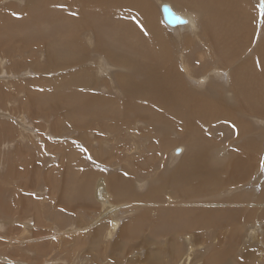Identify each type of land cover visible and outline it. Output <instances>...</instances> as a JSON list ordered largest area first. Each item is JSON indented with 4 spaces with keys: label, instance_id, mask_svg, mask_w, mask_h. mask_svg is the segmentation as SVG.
<instances>
[{
    "label": "rangeland",
    "instance_id": "obj_1",
    "mask_svg": "<svg viewBox=\"0 0 264 264\" xmlns=\"http://www.w3.org/2000/svg\"><path fill=\"white\" fill-rule=\"evenodd\" d=\"M64 1L56 0L53 8H50V4H48L51 11L48 10L47 14L52 21L48 26L45 23L46 20L38 16L39 10L35 9L33 0H28L30 6L25 10L23 9L25 2H19L18 6L11 5L7 0L0 3V13H6L8 19L6 22L8 28L3 27L6 24L0 26V31H3L0 32V38L4 39L3 43L0 41V72L2 73H0V118L8 122L4 123L5 127L1 126L3 129H0V138L17 136V134L21 135L22 133H31L30 137L32 138L24 140V143L20 144L18 155L14 154L9 146L4 149L2 154V162L5 159L6 162L3 166L0 164V221H7L8 225L5 224V228H0V232L2 231V234L9 237V231H18V234H20L23 229H28V234L23 232V238L29 235L31 240L34 234L33 229L35 234L38 231H44L43 234L48 233L45 235L38 233L39 235L35 238L36 242L33 239V243L30 242L31 244L28 242L31 240H27V238L10 246L0 241L2 245H0V254L5 256L4 259L0 260V264H264V167H261V161L264 160V122L257 116L252 118V116L245 115V118H247L243 119L238 114L222 113L219 119L214 118L217 109L216 104H214L215 91L211 89H218L223 86L226 89L228 82H230L229 73H227L229 71L222 69L216 63L221 58V53L213 52L210 47L211 58L208 57V60L196 66L197 62H194L195 51L188 52V57L193 63H196L188 74L192 76V72L197 71V77L200 79L192 81L188 76L189 79L185 80L187 85L180 88L184 91L194 89L203 90V92L211 91L208 98L211 116L204 117L203 121L192 118L195 122L194 120L189 121L188 118L175 117L171 110L179 111V114H181L178 97L174 95L172 99L164 98L161 87L155 89L157 93L151 97L156 101L172 102V104L166 107H161L160 104H152L149 110L151 114H147L143 108L146 103L142 102L141 98L134 96L126 99L122 96L127 87V85H123L125 83L117 86L121 91L116 86L112 87L110 81H116V73L119 70L117 68L111 69L110 65L102 61L101 52L96 51L98 54L97 61H94L97 54L90 52L87 56L88 59L82 61L84 69L91 77L90 79L93 77L92 80L95 81L92 84L93 86L86 84L75 88L74 83H67L68 80L72 81L79 78L78 74L77 76L74 74L79 66H65L64 68L65 61L62 59L64 54L58 51L52 41V39H56L53 32L55 28L59 27L64 31L61 28L64 24L63 20L54 21L52 18L54 17L57 20L61 18L67 9V2ZM144 1L149 4L148 7L151 10L149 12L150 21L161 26L165 35L171 39L170 44L180 50L179 37L185 36L187 33L185 31L175 32L178 29L177 27L171 28L164 22L160 4H163L165 0ZM70 4L71 15L90 25H87V27L94 35L96 34L95 36H100V38L98 37L100 42L103 38H109L110 27L115 29L118 23L121 28L133 23L144 29L141 26H144L142 23L146 20L145 16L140 18L139 15H132L125 8L108 12L107 16H100L101 10L94 13L82 11L77 1ZM255 4L254 11L256 10L258 20H256L258 32L255 35L254 42L250 45L248 54L246 53L249 59L255 46L260 48L264 45V19L261 18L258 8L260 0L254 2L253 5L255 6ZM177 10L181 9L177 8ZM36 15L39 18H36ZM6 18H1L0 15V20ZM34 21L43 22L48 31L46 30V32L44 29L43 32L41 31L42 33H33L34 26L37 25ZM19 30L24 35L17 36L15 32L17 33ZM8 32H12V37ZM116 34L117 32L111 33L112 36ZM101 35H104V37ZM21 37L24 38L22 39L24 42L20 41ZM111 43H113V49L116 44L121 50L126 48V44H118L116 39L110 42L109 48ZM4 44H8V46ZM36 45L40 46L36 47ZM23 46L26 48L22 49ZM47 46L50 47L48 52ZM1 47L3 48L1 49ZM45 48L48 57L44 52ZM200 48L205 47L201 44L197 46V49ZM181 53L184 56L185 53L180 50ZM36 56L38 57L34 58ZM74 56L78 58L77 54H74ZM112 57L118 59L116 54ZM104 60L110 62L107 57H104ZM112 63L115 65V62ZM250 63L251 67L246 69L247 75L255 72V64L253 61ZM138 67H141L139 61ZM256 69L259 72H264V56L260 55ZM134 71V69H131L129 76ZM180 72L182 73V68ZM139 77V75H136V79L134 78L132 82H135ZM103 79L107 80L111 86L110 89H107L108 92L104 88L107 84ZM86 92L94 95L99 94L98 96L102 98L100 104L93 106L95 110H90L89 113L85 107L76 103L72 104ZM57 94L60 95V98ZM109 94L114 99L107 98L106 96ZM222 96L225 98V93ZM210 100H213V102ZM255 109L257 107H254ZM110 111H115V114L110 113ZM254 112L256 115L259 110ZM143 115L144 117H142ZM140 117L142 118L140 119ZM228 118L229 120H227ZM19 120L23 121L25 126L18 125ZM244 127L251 131L249 135L252 137L248 135V138H245L247 142L241 140L245 136H241ZM7 128H10L11 132H7V130L5 132L4 129ZM40 128H45V131L42 132ZM187 128L190 130H187ZM242 142H245V144H242ZM248 143L251 147L250 154L244 152ZM207 146H210V150ZM222 147L227 148V151L222 152L220 149ZM83 149H86V151ZM177 149L181 151L178 155H175ZM199 150L208 152L207 155L205 153V158L208 159L203 157L202 161L211 163V174L204 176L203 180L199 174H193L194 176H189V178L193 177L190 180L191 178H188L186 171L200 163L198 161L200 157H196L198 154L200 156L201 152ZM211 152L214 154L213 157ZM240 152L243 153L240 154ZM252 152H255L256 155ZM244 156V159H246V156L249 159L246 163L242 162ZM252 157H256V159ZM235 158H237L236 164L238 165L235 164ZM239 159L242 161L240 162ZM15 161H17L18 166H16ZM2 162L0 161V163ZM6 163L11 164L10 167H19V170L10 172L8 170L10 167L8 168ZM226 165H229L228 168L224 167ZM232 167H234V171ZM230 169L234 172L233 174H231ZM243 169L249 171L244 173ZM65 171L67 172L65 173ZM7 172L10 174L8 175ZM217 172H219L218 180H215L213 173ZM235 172H238L237 175ZM239 175L240 177H238ZM113 177H119L120 183L113 189L105 187L99 193L98 185H95L96 180L104 182ZM236 177L239 178V182ZM246 177L250 179L247 180ZM46 180L48 182H45ZM220 184L221 186H219ZM238 186L239 189L241 188L240 190ZM228 187H230V190ZM220 188L224 191L221 192ZM134 193L137 195H134ZM256 193L258 204L252 198L253 194L256 195ZM82 194L83 196H81ZM144 194L147 198L144 197ZM8 195H11L10 200ZM211 195L212 198H210ZM238 200H244V202L240 206H220L219 204L233 203ZM84 201L86 202L84 203ZM211 201L213 202L209 204ZM89 203L93 205L91 206ZM33 209L34 211H32ZM135 210L136 212H134ZM31 215L33 216L31 217ZM27 217L29 219L28 224L24 221ZM46 218L54 225L44 228L43 226L47 222ZM20 221H23V225ZM115 224H117V229L114 230L116 233L111 234V229ZM121 231L124 235H119ZM53 234H67L70 237L67 238L68 242L66 244L60 242L56 245L58 241L52 237ZM41 236L51 238L47 239V242L41 243ZM189 236L193 242L188 241ZM108 238L110 242H106ZM118 238L116 244H111ZM34 242L36 245H34ZM37 243L40 245L38 246ZM76 248L82 249L76 250ZM39 249L44 251L43 256L40 254ZM105 250L106 254H104ZM213 252L225 254L227 261L217 262L215 254L205 260V257ZM188 256L190 258L187 261Z\"/></svg>",
    "mask_w": 264,
    "mask_h": 264
},
{
    "label": "bare ground",
    "instance_id": "obj_2",
    "mask_svg": "<svg viewBox=\"0 0 264 264\" xmlns=\"http://www.w3.org/2000/svg\"><path fill=\"white\" fill-rule=\"evenodd\" d=\"M9 1V3L11 5L14 6H18L19 2H25V7H23V9L25 10L28 6V0H7ZM30 1V0H29ZM56 0H33V4L35 5V9L39 10V17L44 18L46 21L45 23H47V26L50 25V23H52V21L50 20V17L48 16L47 12L50 8H53L55 5ZM64 1V0H63ZM77 1L80 5V8L82 11H91V12H98V10H101V14L100 16H107L106 14L108 12H115L121 8H125L128 12H130V14L132 15H139L140 18H143V16H145L146 20L143 21L142 24H144V29H141L138 27V25H134L133 23L130 24L129 26H123L122 28L120 27V24H116L117 26H115V22H114V26L115 29H111L109 30V38H103L101 39L102 42L99 41L98 37L100 38V36L98 35L95 36L94 33L87 27L88 24L84 23L83 21L77 19V17H74L71 15V9H69V6L71 5L70 3H73ZM257 0H165L161 3H163L164 5H168L175 14L180 15L183 19H184V23L183 24H176L173 26H170L171 28H178L177 30H175V32H182L185 31L187 33V35L179 37L180 40V50L183 51L185 54L183 56V54H180V50L175 47L172 46V44H170L171 39L168 38L165 35L164 30L162 29L161 26L159 25H155L153 22L150 21L151 17L149 12H151V10H149L148 7V3H146V1L144 0H66L67 2V9L65 10V12L63 13V15L61 16V18H59L58 20L55 19L54 17H52L54 19V21H59V20H63L62 22H64V24L61 26V28L64 29V31L62 29L55 28L54 29V34L56 39H52L53 43L55 44V46L57 47L58 51L63 52L64 57H62L63 61H65L64 64V68L65 66L69 67V66H73V65H78L79 69L74 73L78 74L79 78L77 80L73 79L72 81L68 80L67 83H74L75 88L79 87V86H84V85H92L95 81L90 79L91 77H89L86 69H84L83 67V60H87L89 56V52L90 53H96L97 52H101L102 53V57L101 60L104 61L105 63H107L108 65L111 66V69H118L119 72L116 73V81H110L112 87L114 86H118L121 85L123 83V85H127V87L125 88L124 93H122V96L126 99H129L131 97H138L142 99V102H145L146 105L143 107L145 109V113L147 114H151V112H149L150 110V106H152V104L158 105L160 104L161 107H166L168 105H171L172 102H163L160 100H154L151 96H153V94H156L157 91L155 89L158 88H162L163 90V97L166 99H172V97H174V95H176L178 97L179 103H180V113L179 111L176 110H171L174 114L175 117H184V118H188L189 121L194 120V119H200L203 121L204 117L207 116H211L212 113L210 112V106L208 105V98L210 96L211 91L209 92H203V90H198V89H194V90H187L184 91L183 89H180L182 86L185 87L187 85V83L185 82V80L189 77L192 81H197V79H200L199 77H197L196 72H192V76H189L188 73H190V69L196 64L193 63L190 59L189 53L190 51L194 52V62H197L196 66L202 62H205L206 60H208L211 55V52L209 51L210 47L211 49L217 52L221 53V58L216 62L217 65L219 67H221L222 69H225L226 71H229L227 73H229V79L230 82H228L227 84V88L225 89L224 86L223 87H219L218 89H211L213 91H215L214 93V104H216V109L217 112L214 115L215 119H219L220 118V114H238L241 118L246 119L245 115L247 116H257L260 117V119L264 122V72H259L257 71V65L259 64V57L260 55L264 56V45L260 48H254V51L252 52V56L249 59L248 54V50L250 48V45L252 42H254L255 40V35L258 32V25H257V17H256V10L254 11V7H256L253 5L254 2H256ZM3 0H0V3H2ZM65 2V1H64ZM150 2V1H149ZM156 2V1H155ZM6 3V4H9ZM152 3V1H151ZM9 4V5H10ZM48 4L49 7H48ZM70 4V5H69ZM163 4H160V6H162ZM159 5V4H158ZM1 6V4H0ZM3 6V5H2ZM72 6V5H71ZM7 7V5H6ZM4 8V7H3ZM177 8H180L181 10H177ZM6 9V8H5ZM51 11V10H49ZM54 11L51 13L53 15ZM80 13V12H79ZM33 14V13H32ZM57 14V13H56ZM126 14V13H125ZM1 18H6L7 14L1 12L0 13ZM79 15V14H78ZM81 15V14H80ZM127 15V14H126ZM4 16V17H2ZM33 16V15H32ZM37 15L35 16L36 18L38 17ZM82 16V15H81ZM87 16V15H86ZM94 16V15H93ZM99 16V15H97ZM152 16V15H151ZM38 17V18H39ZM79 17V16H78ZM109 17V16H108ZM117 17V15H116ZM120 17V16H119ZM133 17V16H132ZM155 17V15H154ZM90 18V17H88ZM87 18V19H88ZM107 18V17H106ZM138 18V17H137ZM153 18V16H152ZM160 18V17H159ZM82 19V18H81ZM84 19V18H83ZM133 19V18H132ZM7 18L6 19H2L0 20V26L6 24V26H3L5 28L7 27ZM42 20V19H41ZM100 20V19H99ZM105 20V19H104ZM139 21L141 19H138ZM137 20V21H138ZM257 20V21H256ZM3 21V22H1ZM32 21V20H31ZM116 21V20H115ZM136 21V20H135ZM136 21V22H137ZM155 21V20H154ZM157 21V20H156ZM35 24H37L36 26H34V32L33 33H38L41 32L42 30L44 31H48V29L45 27V25L42 23H38L36 21H34ZM88 22V21H87ZM104 22V21H103ZM123 22V21H122ZM10 22L8 21V24ZM60 23V22H59ZM58 23V24H59ZM66 23V24H65ZM109 23V22H108ZM139 23V22H138ZM137 23V24H138ZM12 24V23H11ZM34 24V25H35ZM62 24V23H60ZM59 24V25H60ZM106 24V23H105ZM159 24V22H158ZM17 25V24H16ZM95 25V24H94ZM98 25V24H97ZM109 25V24H108ZM9 26V25H8ZM11 26V25H10ZM19 26V25H18ZM65 26V27H64ZM90 26V25H88ZM106 26V25H105ZM113 26V25H112ZM140 26V25H139ZM100 27V26H99ZM15 28V27H13ZM13 28H11L13 30ZM3 29V28H2ZM24 29V27H23ZM52 29V28H51ZM109 29V28H108ZM15 30V29H14ZM18 30V29H17ZM9 31H11L9 29ZM46 31V32H47ZM168 31V30H167ZM3 32V31H0ZM43 32V31H42ZM41 32V33H42ZM112 32H117L116 35L112 36L111 33ZM170 32V31H168ZM104 33V32H103ZM177 33V35H178ZM8 34L11 35L12 37V32H8ZM15 34H17V36H21V34H23V32L21 30H19V32H15ZM39 34V33H38ZM37 34V35H38ZM9 35V37H10ZM24 35V34H23ZM36 35V37H37ZM111 35V36H110ZM193 35V36H192ZM259 35V33H258ZM2 36V34H1ZM15 36V35H14ZM39 36V35H38ZM43 36V35H42ZM41 36V37H42ZM88 38H87V37ZM104 37V35H101ZM5 37V36H4ZM40 37V38H41ZM45 37V36H44ZM108 37V36H107ZM8 38V37H7ZM38 38V37H37ZM168 38V39H167ZM258 38V37H257ZM263 38V35H262ZM10 39V38H9ZM22 39H24L23 37H21L20 41H22ZM50 39V38H49ZM113 39H116L118 44H126V48L123 50L120 49V47H117L116 45L115 48L113 49L112 44L111 43V47L109 48L108 45L110 44V42L113 41ZM170 39V40H169ZM0 41H4V39L0 38ZM26 41V39H25ZM45 41V39H44ZM174 41V40H172ZM258 41V40H257ZM8 42V41H7ZM15 42V41H14ZM24 42V41H22ZM47 42V41H46ZM26 43V42H25ZM37 44V42H35ZM16 44V43H15ZM21 44V43H20ZM32 44V43H29ZM63 49H62V46ZM203 45L205 48H200L197 49V46ZM257 44V43H256ZM6 46H8V44H4ZM49 45V43H48ZM1 46V45H0ZM30 46V45H29ZM40 46V45H39ZM38 45H36V47H39ZM44 46V45H43ZM46 46V45H45ZM119 46V45H118ZM48 47V46H47ZM178 47V46H177ZM3 47H1L2 49ZM6 48V47H5ZM12 48V47H11ZM26 48V47H25ZM24 46L22 47V49H25ZM43 48V47H42ZM50 47H48L47 52L50 50ZM55 48V47H54ZM20 49V48H19ZM197 49V50H195ZM9 50V49H7ZM28 50V49H27ZM39 50V49H38ZM41 50V49H40ZM211 50V51H212ZM11 51V50H10ZM31 51V50H30ZM29 51V52H30ZM36 51V50H35ZM34 51V52H35ZM42 51V50H41ZM52 51V50H51ZM97 51V52H96ZM186 51V52H185ZM20 52V51H19ZM18 52V53H19ZM33 52V50H32ZM46 56L48 55L46 52V48L45 51ZM43 52V53H44ZM36 53V52H35ZM52 53V52H51ZM54 53V52H53ZM247 53V54H246ZM74 54H77L78 58L74 56ZM117 55L118 59L115 57H112L113 55ZM188 54V55H187ZM244 54V55H243ZM55 55V54H54ZM53 55V57H54ZM38 56L34 57L37 58ZM48 57V56H47ZM52 57V59H53ZM97 56L94 58V61H97ZM104 57H107V59L110 62H106V60H104ZM30 58V57H28ZM208 58V59H207ZM211 58V57H210ZM32 59V58H31ZM136 59V61H134ZM54 60V59H53ZM33 61V59H32ZM138 61L141 65V67H138ZM251 61H253V63L255 64V72L251 75H247L246 74V69L248 67H251ZM20 62V61H19ZM29 62V61H28ZM34 62V61H33ZM115 62V65L112 63ZM32 63V62H31ZM104 63V64H105ZM52 64V63H51ZM257 64V65H256ZM30 66V65H27ZM33 66V65H32ZM31 66V67H32ZM26 67V66H25ZM35 68V67H34ZM86 68V67H85ZM105 68V67H104ZM109 68V67H107ZM182 68V73L180 72V69ZM2 69V67H1ZM59 69V68H58ZM77 69V68H76ZM131 69H134L135 71L133 72V74L131 76H129ZM217 69V68H216ZM261 69H262V65H261ZM84 70V71H83ZM96 70V69H94ZM97 71V70H96ZM137 71V72H136ZM217 71V70H216ZM219 72V71H218ZM224 72V71H223ZM1 73V72H0ZM90 73V72H89ZM220 73V72H219ZM226 73V74H227ZM2 74V73H1ZM73 74V73H71ZM136 75H139L140 77L137 78V80L135 82H132V80L135 78ZM92 76V75H90ZM101 76V75H100ZM189 76V77H188ZM221 76V75H220ZM119 77V79H118ZM219 77V76H218ZM85 79H87V81H85ZM136 79V78H135ZM104 80V79H103ZM102 81V79H101ZM205 81V80H204ZM104 82L107 84L106 90L109 88H111V86L109 85V82L107 80H104ZM226 84V83H225ZM93 86V85H92ZM96 86V85H95ZM1 87V86H0ZM198 87V86H197ZM204 87V86H203ZM118 88V87H117ZM119 89V88H118ZM202 89V88H201ZM225 89V90H224ZM102 90V89H101ZM120 90V89H119ZM121 91V90H120ZM108 92V90H107ZM223 93H225L226 97L223 98ZM59 95V94H57ZM99 95V94H98ZM97 94H90V93H83L82 96H80L74 103L72 104H79L83 107H85L86 109H88V113L90 112V110H95V108H93V106L95 104H100V102L102 101V98L100 96H98ZM119 96V95H118ZM78 97V96H77ZM107 98H112V96L107 95ZM120 97V96H119ZM58 98H60V95L58 96ZM114 99V98H112ZM123 99V98H120ZM134 99V98H133ZM136 99V98H135ZM131 100V99H130ZM126 101V100H125ZM213 102V100H210ZM114 102V101H113ZM128 103V101H126ZM133 102V101H132ZM71 103V102H70ZM110 103V102H109ZM136 103V102H135ZM106 104V103H105ZM142 104V103H141ZM131 105V104H130ZM7 107V106H5ZM64 107V106H63ZM70 107V106H69ZM123 107V106H122ZM130 107V106H128ZM139 107V106H138ZM254 107L259 110V112L256 113V115L254 114L255 110L258 111L257 109L254 110ZM65 108V107H64ZM134 108V107H133ZM1 109V107H0ZM62 106H61V110H62ZM131 109V108H129ZM128 109V110H129ZM77 110V109H76ZM133 110V109H131ZM8 111V110H6ZM213 111V110H212ZM130 112V110H129ZM137 112V110H136ZM209 112V113H208ZM254 112V113H253ZM37 113V112H36ZM35 113V114H36ZM80 113V112H79ZM84 113V112H83ZM110 113L115 114V111H110ZM144 113V115H145ZM126 114V113H125ZM45 115V114H44ZM64 115V114H63ZM86 115V114H85ZM92 115V114H89ZM144 115L142 117H144ZM129 116V115H128ZM134 116V115H133ZM195 116V117H193ZM228 116V115H226ZM231 116V115H229ZM237 116V115H236ZM65 117V116H64ZM114 117V116H113ZM135 117V116H134ZM133 117V118H134ZM140 117V119L142 118ZM22 118V116H21ZM66 118V117H65ZM138 118V117H136ZM146 118V117H145ZM144 118V119H145ZM194 118V119H192ZM222 118V117H221ZM148 119V117H147ZM169 119V118H167ZM236 119V118H235ZM234 119V122H235ZM110 120V119H109ZM131 120V119H129ZM171 120V118H170ZM205 120V119H204ZM229 120V118L227 119ZM232 120V119H231ZM239 120V119H238ZM148 121V120H147ZM150 121V120H149ZM174 121V120H173ZM249 121V120H248ZM256 121V119H255ZM261 121V122H262ZM27 122V121H26ZM69 122V121H68ZM72 122V121H71ZM175 122V121H174ZM193 122V121H192ZM195 122V120H194ZM242 122V121H241ZM258 122V121H257ZM256 122V123H257ZM4 123H8L7 121H5V119L0 118V129H3L1 126H4ZM16 123V121H15ZM99 123V122H98ZM124 124L126 122H123ZM151 123V122H150ZM172 123V122H171ZM214 123V122H213ZM11 124V123H10ZM18 125H23L25 126L23 121H18L17 122ZM247 124V123H246ZM245 124V125H246ZM254 124V123H253ZM258 124V123H257ZM154 125V124H153ZM175 125V124H174ZM243 125V124H242ZM81 126V125H80ZM85 126V125H84ZM115 126V125H114ZM136 126V125H135ZM176 126V125H175ZM198 126V124H197ZM196 126V127H197ZM240 126V125H239ZM5 127V126H4ZM57 128V127H56ZM86 128V127H85ZM84 128V129H85ZM75 129V128H74ZM185 129V128H184ZM189 128H187L188 130ZM204 129V128H203ZM249 129V128H248ZM257 129V128H256ZM5 132L7 130L11 132L10 128L4 129ZM40 130H42V132L45 131V128H40ZM190 130V129H189ZM183 131V130H182ZM192 131V130H191ZM41 132V133H42ZM75 132V131H74ZM186 132V131H185ZM253 133L255 131H252ZM200 133V131H199ZM251 133L250 130H247L246 127H244V131H242V135H245L241 140L247 142L245 140V138H248V135ZM1 134V133H0ZM7 135V134H6ZM31 133L27 134V133H22L21 135L17 134V136H10V137H6L5 138H0V161H3V157L2 154L4 152V149L6 147L9 146L10 150L18 155L20 153V144L24 143V140L30 139ZM40 135V133H39ZM117 135V134H116ZM197 135V134H196ZM195 135V136H196ZM199 135V134H198ZM35 136V134H34ZM46 136V134H45ZM194 136V135H193ZM250 137H252L251 135H249ZM82 137V135H81ZM188 137V136H187ZM191 138V137H190ZM201 139L203 138L200 137ZM32 139V138H31ZM189 139V138H187ZM47 140V139H46ZM200 140V139H199ZM254 140V139H253ZM50 141V140H49ZM52 141V140H51ZM130 141V140H129ZM250 141V140H249ZM196 142V140H195ZM245 142H242V144H245ZM256 142V139H255ZM254 142V143H255ZM258 142V141H257ZM48 143V142H47ZM200 143L201 140H200ZM251 143V142H249ZM246 147V150L244 151L246 154H250L251 153V147L249 146ZM136 144V143H135ZM212 144V143H211ZM210 144V145H211ZM219 145V144H217ZM226 145V144H225ZM247 145V144H246ZM222 146V145H221ZM243 146V145H242ZM245 146V145H244ZM88 147V146H87ZM133 147V146H132ZM171 147V146H170ZM198 147V146H197ZM200 147V146H199ZM209 147L210 150V146ZM204 147V148H207ZM201 148V147H200ZM216 148V146H215ZM56 149V148H55ZM199 149V148H198ZM203 149V148H202ZM208 149V148H207ZM218 149V148H217ZM222 150V152H226L227 148L222 147L220 148ZM244 150V148H242ZM32 151V150H31ZM167 151V150H166ZM180 149L175 150V155H178V153L180 152ZM200 151V150H199ZM203 151V150H202ZM219 151V149H218ZM27 152V151H26ZM58 152V151H56ZM201 152V151H200ZM210 152V151H209ZM82 153V151H81ZM187 152L185 153L187 155ZM192 153V152H191ZM199 153V152H198ZM208 152H201L200 156L198 154V156L196 155V157H200L198 161H200V163H198L196 166H192L189 169H187L186 174L189 178V176L191 175H195V174H199L203 180L204 176L211 174V167L209 163L202 161L203 157L205 158ZM212 153V152H211ZM243 152H240V154ZM97 154V153H96ZM194 154V153H193ZM210 154V153H209ZM225 154V153H224ZM239 154V153H238ZM252 154H255V152ZM213 157V153L211 154ZM223 155V154H222ZM236 155V154H235ZM256 155V154H255ZM21 156V154H20ZM34 156V155H33ZM220 156V155H219ZM224 156V155H223ZM227 156V155H225ZM240 156V155H239ZM250 156V155H249ZM253 156V155H251ZM171 157V155H170ZM210 157V158H212ZM222 157V156H221ZM242 157V156H241ZM239 157V158H241ZM248 156L243 157L244 161L240 160V162L242 161L243 163L248 162ZM73 158V157H72ZM176 158V157H175ZM195 158V157H193ZM226 158V157H225ZM224 158V159H225ZM255 158L256 157H252ZM67 159V158H66ZM76 159V158H75ZM189 159V158H188ZM187 159V161H188ZM208 159V158H205ZM220 159V158H219ZM193 160V159H191ZM196 160V159H194ZM215 160V159H214ZM234 160V159H233ZM218 161V160H217ZM221 161V160H220ZM219 161V162H220ZM6 162V159L4 160V162L0 163L2 164V166L4 165V163ZM11 162V161H10ZM67 162V161H66ZM210 162V160H209ZM214 162V161H213ZM225 162V161H224ZM230 162V160H229ZM12 163V162H11ZM15 163L17 164V161H15ZM19 163V161H18ZM71 163V162H70ZM189 163V162H188ZM215 163H217L215 161ZM237 163V158H235V164ZM67 164V163H66ZM190 164V163H189ZM214 164V163H212ZM222 164V162H221ZM225 164V163H224ZM231 164V163H229ZM248 164V163H247ZM250 164H252V162H250ZM8 168L10 167L11 164H7ZM13 165V164H12ZM191 165V164H190ZM195 165V164H194ZM217 165V164H216ZM238 165V164H236ZM242 165V164H240ZM239 165V166H240ZM5 166V167H6ZM18 166V164L16 165ZM67 166V165H66ZM221 166V165H220ZM229 165H226L224 167L228 168ZM232 166V165H231ZM237 166V167H239ZM248 166V165H247ZM251 166V165H250ZM254 166V165H253ZM21 167V166H20ZM60 167V166H59ZM236 167V168H237ZM7 168V167H6ZM38 168V167H37ZM61 168V167H60ZM219 168V167H218ZM223 168V167H222ZM226 168V170H227ZM249 168V167H248ZM254 168V167H253ZM22 169V168H21ZM36 169V168H35ZM68 169V168H67ZM66 169V170H67ZM225 169V168H224ZM223 169V170H224ZM234 169V167H232V170ZM240 169V168H239ZM10 172L15 170H19V167H10V169H8ZM231 170V169H230ZM230 171L231 174H233V171ZM242 170V169H241ZM259 170V169H258ZM6 171V170H5ZM4 171V172H5ZM180 171V170H179ZM238 171V170H237ZM245 171H249V170H245ZM244 169L243 172L245 173ZM29 172V171H28ZM37 172V170H36ZM67 171H65L66 173ZM216 172V171H215ZM224 172V171H223ZM222 172V173H223ZM8 173V172H7ZM179 173V172H178ZM218 173H213V178H215V180H218ZM228 173V171H227ZM236 173V172H235ZM238 173V172H237ZM236 173V175H237ZM240 173V172H239ZM10 173H8L9 175ZM19 174V172L17 173V175ZM47 174V173H46ZM229 174V173H228ZM243 174V173H241ZM249 174V173H248ZM247 174V176H248ZM28 175V174H27ZM30 175V174H29ZM35 176V174H33ZM48 175V174H47ZM164 175V174H163ZM173 175V174H172ZM193 175V176H194ZM235 175V176H236ZM246 175V174H245ZM12 176V174H11ZM10 176V177H11ZM224 176V175H223ZM231 176V175H229ZM234 176V175H233ZM244 176V175H243ZM13 177V176H12ZM11 177V178H12ZM174 177V176H173ZM210 177H212L210 175ZM240 177V175L238 176ZM236 177L238 179V182L240 181L239 178ZM249 177V176H248ZM247 178V180H249ZM252 177V176H251ZM46 178V177H45ZM44 178V179H45ZM50 178V177H49ZM86 178V177H85ZM119 178V177H118ZM117 177H113L109 180H106L104 182L102 181H98L96 180L95 185L99 188V193H101V190L105 187H111L113 189V187H116L118 185L119 180ZM138 178V177H137ZM191 178V177H190ZM189 178V179H190ZM221 178V177H220ZM223 178V177H222ZM227 178V177H226ZM242 178V177H241ZM193 177L190 179L192 180ZM197 179V178H196ZM195 179V180H196ZM224 179V178H223ZM13 180V179H12ZM54 180V179H53ZM245 180V179H244ZM38 181V180H37ZM36 181V182H37ZM40 181V180H39ZM52 181V180H51ZM227 181V180H226ZM228 181H230V179H228ZM34 182V181H33ZM45 182H48L47 180ZM64 182V181H63ZM178 182V180H177ZM208 182V181H207ZM210 183H212L211 181H209ZM208 182V183H209ZM237 182V183H238ZM242 182V181H241ZM35 183V182H34ZM173 183V182H172ZM179 183V182H178ZM181 183V182H180ZM225 183V182H224ZM7 184V183H6ZM64 184V183H63ZM86 184V183H85ZM189 184V182H188ZM196 184V183H195ZM227 184V182H226ZM241 184V183H240ZM239 184V186H241ZM60 185V184H59ZM173 185V184H172ZM183 185V184H182ZM233 185V184H232ZM231 185V186H232ZM236 185V184H235ZM245 185V184H244ZM251 185V184H250ZM35 186V185H34ZM53 186V185H52ZM208 186V185H207ZM210 186V185H209ZM221 186V184L219 185ZM238 186V189H239ZM14 187V186H13ZM49 187V184H48ZM60 187V186H59ZM86 187V186H85ZM119 187V186H118ZM117 187V188H118ZM185 187V186H184ZM198 187V186H196ZM235 187V186H234ZM12 188V187H11ZM83 188V187H82ZM81 188V189H82ZM215 188V187H214ZM230 187H228L229 189ZM233 188V187H232ZM243 188V187H242ZM53 189V188H52ZM145 189V188H144ZM143 189V190H144ZM241 189V188H240ZM239 189V190H240ZM27 190V189H26ZM32 190V189H31ZM51 190V188H50ZM227 190V189H226ZM230 190V189H229ZM249 190V189H248ZM2 191V189H1ZM64 191V190H63ZM79 191V190H78ZM220 191H224L220 188ZM15 192V191H14ZM84 192V191H83ZM114 192V190H113ZM190 192V191H188ZM219 192V191H218ZM220 192V193H221ZM238 192V191H237ZM11 193V192H10ZM9 193V194H10ZM246 193V192H245ZM3 194V193H2ZM20 194V193H19ZM66 194V192H65ZM78 194V193H77ZM76 194V195H77ZM218 194V193H217ZM231 194V193H230ZM67 195V194H66ZM134 195H137L134 193ZM229 195V193H228ZM252 195V194H251ZM11 196V195H10ZM10 196L9 200H10ZM62 196V194H61ZM60 196V197H61ZM83 196V194L81 195ZM139 196V195H138ZM148 196V195H147ZM150 196V194H149ZM188 196V195H187ZM186 196V198H187ZM208 196V195H206ZM221 196V195H220ZM225 196V195H224ZM230 196V195H229ZM236 196V195H235ZM18 197V196H17ZM85 197V196H84ZM144 197H146V195L144 194ZM214 197V196H213ZM216 197V196H215ZM223 197V196H221ZM257 193L256 195L253 194V197L255 199V202L258 204L259 201L257 200ZM115 198V197H114ZM149 198V197H148ZM205 198V196H204ZM210 198H212V195L210 196ZM224 198V197H223ZM26 199V198H25ZM24 199V200H25ZM67 199V198H65ZM113 200V198H111ZM220 199V198H219ZM217 199V200H219ZM233 199V198H230ZM244 199V198H242ZM64 200V199H63ZM75 200V199H74ZM85 200V199H84ZM90 200V198H89ZM131 200V199H130ZM147 200V199H145ZM143 200V201H145ZM171 200V199H170ZM181 200V199H179ZM178 200V201H179ZM205 200V199H204ZM216 200V201H217ZM226 200H228L226 198ZM2 201V200H1ZM13 201V200H12ZM32 201V200H31ZM65 201V200H64ZM95 201V200H94ZM142 201V202H143ZM214 201V200H213ZM213 201H211L209 204H211ZM63 202V201H62ZM86 201H84L85 203ZM91 202V201H90ZM196 202V201H195ZM199 202V201H198ZM197 202V203H198ZM226 202H230V201H226ZM244 202V200H238L237 202H233V203H226V204H220V206L222 205H228V206H240L242 203ZM1 203V202H0ZM26 203V200H25ZM29 203V202H28ZM53 203V202H52ZM64 203V202H63ZM75 203V202H74ZM83 203V204H84ZM132 203V202H131ZM138 203V202H137ZM187 203V202H186ZM4 204V203H3ZM73 204V203H72ZM88 204V203H86ZM97 204V203H96ZM192 204V203H191ZM14 205V204H13ZM11 205V206H13ZM24 205V204H23ZM22 205V206H23ZM26 205V204H25ZM28 205V204H27ZM26 205V206H27ZM89 205H91L89 203ZM93 205V204H92ZM91 205V206H92ZM95 205V204H94ZM64 206V205H63ZM72 206V205H71ZM75 206V205H74ZM73 206V207H74ZM20 207V206H19ZM25 207V206H24ZM29 207V206H28ZM87 207V206H85ZM146 207V206H145ZM18 208V207H17ZM7 209V208H6ZM139 209V206H138ZM181 209V208H180ZM201 209V208H200ZM199 209V210H200ZM18 210V209H17ZM191 210V209H190ZM198 210V211H199ZM16 211V210H15ZM34 211V209L32 210ZM18 212V211H17ZM38 212V211H37ZM136 212V210L134 211ZM184 212V211H183ZM22 213V212H21ZM20 213V214H21ZM43 214V213H42ZM146 214V213H145ZM199 214V213H198ZM204 214V213H203ZM202 214V215H203ZM15 215V213H14ZM143 215V214H142ZM201 215V214H200ZM33 215H31L32 217ZM138 216V215H137ZM144 216V215H143ZM7 217V216H6ZM138 218V217H137ZM202 218V216H201ZM204 219H207L206 217H203ZM1 219V218H0ZM36 219V218H35ZM203 219V221H204ZM28 217L26 218L25 223L28 224ZM198 220V219H197ZM202 220V219H200ZM46 223L43 226L44 228L49 227V226H53L54 223L51 222L48 218H46ZM202 221V223H203ZM11 222V221H10ZM20 223L23 225V221H20ZM179 223V222H178ZM206 223V222H204ZM7 224V221H0V228L3 229L4 225ZM180 224V223H179ZM178 224V225H179ZM211 224V223H210ZM8 225V224H7ZM133 226V225H132ZM42 227V228H43ZM181 227V226H180ZM5 228V227H4ZM9 228V227H6ZM175 228V227H174ZM117 229V224H115L112 227V231L110 232L111 234H115L116 232H114V230L116 231ZM20 230V229H19ZM28 229H23V231H21L22 233L18 234V231H9V237L7 235L2 234L3 232H0V241H2L1 243L6 244L7 246L10 245H14L17 244V242H20L22 239H26L27 240H31L30 236H26L23 238L24 234L23 232L28 234ZM42 230V229H40ZM62 230V229H60ZM122 230V229H120ZM43 231V230H42ZM119 231V230H118ZM185 231V230H184ZM183 231V232H184ZM188 231V230H186ZM33 234V238L35 241V238L39 235V234H43V232L38 231V233L35 234V230L33 229L32 231ZM123 231L120 232L119 235H124L122 234ZM10 233H14V234H10ZM187 233V232H186ZM48 234V233H45ZM43 234V235H45ZM106 234V233H105ZM110 234V236H111ZM189 234V233H187ZM193 234V233H192ZM191 236V235H190ZM190 236L188 238V241L193 242L192 240H190ZM41 243L45 242L47 239H50L51 237L49 236H41ZM54 239H57L58 244H66L68 242L67 238H69L70 236L67 234H53L52 236ZM106 237V236H104ZM108 237V236H107ZM196 237V236H195ZM198 237V236H197ZM30 238V239H29ZM119 238H121L119 236ZM119 238L117 240L114 241V243L112 242L111 244H116L119 240ZM38 239V238H37ZM113 239V236H112ZM195 239V238H194ZM28 241L29 243L32 242ZM111 240V239H110ZM198 240V239H197ZM36 242V241H35ZM34 242V243H35ZM47 242V241H46ZM106 242H110L109 238L108 241ZM33 243V242H32ZM222 243V242H221ZM31 244V243H30ZM199 244V243H198ZM1 245V244H0ZM36 245V243L34 244ZM38 245V243H37ZM40 245V244H39ZM38 245V246H39ZM74 245V244H73ZM2 246V245H1ZM0 246V248H1ZM30 246V245H28ZM201 246V245H200ZM221 246V245H220ZM218 246V247H220ZM44 247V246H43ZM198 247V246H197ZM222 247V246H221ZM82 248H76V250H79ZM223 249V248H222ZM40 250V249H39ZM38 250V251H39ZM108 251V250H107ZM28 253V252H27ZM4 254V253H3ZM12 254V253H11ZM40 254L43 256L44 251L41 249L40 250ZM104 254H106V250L104 251ZM215 254V260H217V262L222 260L227 261V259L225 258V254L220 253V252H213L211 253L209 256L205 257V260H208L210 257H213ZM218 254V255H216ZM16 256V255H15ZM20 256V255H19ZM41 256V259H42ZM107 256V255H106ZM10 257V256H9ZM17 257V256H16ZM104 257V256H103ZM5 256H3L2 254H0V260L4 259ZM18 258V257H17ZM22 258V257H20ZM24 258V257H23ZM189 256L187 258V261L189 260ZM14 259V257H13ZM28 259V258H27ZM32 259V258H31ZM23 260V259H22ZM30 260V259H29ZM33 260V259H32ZM31 260V261H32ZM214 260V261H215ZM13 261V260H12ZM16 261V260H15ZM19 261V260H18ZM24 261V260H23ZM4 262V261H3ZM14 262V261H13ZM29 262V261H28ZM43 262V261H42ZM7 263V262H6ZM40 263V262H39ZM44 263V262H43ZM11 264V263H10ZM29 264V263H28ZM36 264V263H35ZM48 264V263H47ZM53 264V263H52ZM55 264V263H54ZM221 264V263H220ZM243 264V263H242Z\"/></svg>",
    "mask_w": 264,
    "mask_h": 264
},
{
    "label": "water",
    "instance_id": "obj_3",
    "mask_svg": "<svg viewBox=\"0 0 264 264\" xmlns=\"http://www.w3.org/2000/svg\"><path fill=\"white\" fill-rule=\"evenodd\" d=\"M161 12L163 20L168 26L184 23V19L180 15L175 14L168 5L163 4L161 6Z\"/></svg>",
    "mask_w": 264,
    "mask_h": 264
},
{
    "label": "snow or ice",
    "instance_id": "obj_4",
    "mask_svg": "<svg viewBox=\"0 0 264 264\" xmlns=\"http://www.w3.org/2000/svg\"><path fill=\"white\" fill-rule=\"evenodd\" d=\"M258 8L260 10L261 18L264 19V0H260V4L258 5ZM86 151V149H83ZM91 159V157H89ZM261 167H264V160L261 161Z\"/></svg>",
    "mask_w": 264,
    "mask_h": 264
}]
</instances>
